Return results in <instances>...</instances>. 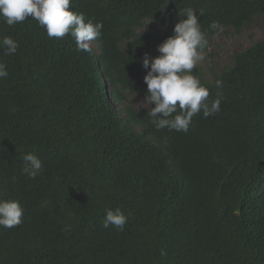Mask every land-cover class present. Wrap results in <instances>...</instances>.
<instances>
[{
  "label": "trees",
  "instance_id": "obj_1",
  "mask_svg": "<svg viewBox=\"0 0 264 264\" xmlns=\"http://www.w3.org/2000/svg\"><path fill=\"white\" fill-rule=\"evenodd\" d=\"M186 8L205 51L264 18V0H72L103 25L91 53L31 17L0 20V39L18 43L12 55L0 48V199L24 210L20 225L0 226V264H264V37L213 81L192 70L221 104L187 133L157 130L149 109L127 105L129 91L146 96L143 57L159 55ZM146 20L164 31L138 32ZM28 152L43 163L35 179L21 170ZM117 208L124 229L103 227Z\"/></svg>",
  "mask_w": 264,
  "mask_h": 264
},
{
  "label": "clouds",
  "instance_id": "obj_2",
  "mask_svg": "<svg viewBox=\"0 0 264 264\" xmlns=\"http://www.w3.org/2000/svg\"><path fill=\"white\" fill-rule=\"evenodd\" d=\"M72 0H0V20L8 26L22 23L26 19H34L43 27L49 38H63L70 35L78 52L93 51L91 42L101 36L102 23L85 20L83 13L69 10ZM185 18L175 24L173 34L157 46L159 55L143 57V67L147 69L144 82L147 85L145 101L154 107L148 111L151 122L157 130L167 128L169 131L187 133L192 118L203 113L207 118L220 111V93L209 100L210 92L200 83L192 70L204 60L208 39L201 29L197 12L192 8L183 10ZM203 15V9L200 10ZM210 28L222 31L223 26L213 21ZM0 48L5 55L17 51L18 43L11 37L0 39ZM8 75L6 64L0 62V78ZM215 86H222L216 80ZM162 114V115H158ZM22 173L35 179L43 171L42 161L32 152L23 155ZM16 177H12L15 182ZM23 208L16 200L0 199V226L14 228L21 224ZM128 217L117 208L107 209L103 227L112 226L123 230ZM70 230V229H66ZM161 256L167 255L164 249Z\"/></svg>",
  "mask_w": 264,
  "mask_h": 264
},
{
  "label": "rangeland",
  "instance_id": "obj_3",
  "mask_svg": "<svg viewBox=\"0 0 264 264\" xmlns=\"http://www.w3.org/2000/svg\"><path fill=\"white\" fill-rule=\"evenodd\" d=\"M138 32H150L160 34L164 31V27L153 24L150 20H146L144 24L138 27ZM264 37V18L256 17L253 24L245 25L240 34L234 33L231 29L227 33L215 35L211 40L208 51H205V58L197 64L207 81H213L216 75L232 65L233 56L237 51L249 48L252 43L261 40ZM91 46L98 49L95 41L91 42ZM127 105L133 108L151 109L152 105L148 104L144 96L135 94L131 91L127 92ZM117 107H120L116 103Z\"/></svg>",
  "mask_w": 264,
  "mask_h": 264
}]
</instances>
